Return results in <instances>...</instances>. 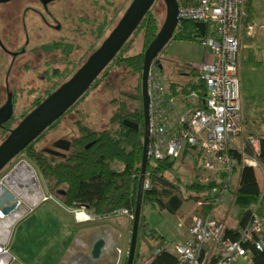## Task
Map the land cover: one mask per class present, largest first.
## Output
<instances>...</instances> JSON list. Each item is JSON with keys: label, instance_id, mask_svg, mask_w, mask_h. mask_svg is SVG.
Returning <instances> with one entry per match:
<instances>
[{"label": "trees", "instance_id": "1", "mask_svg": "<svg viewBox=\"0 0 264 264\" xmlns=\"http://www.w3.org/2000/svg\"><path fill=\"white\" fill-rule=\"evenodd\" d=\"M178 2L179 6H189L197 4L198 0H178ZM246 3L248 14L243 18L244 23L252 22L258 9L252 0H247ZM157 28V16L149 9L112 60L82 95V98L85 97L87 91L99 83L101 77L102 79L109 77L107 67L113 61L118 67L124 68L125 72L136 73L137 80L131 88H120L118 93L109 99L110 113L103 127L94 128L87 134L80 135L75 140L69 155L57 162L42 161L41 152L34 143L35 139L23 149L26 157L30 158L42 172L48 192L65 205L77 209L85 207L89 213L100 216L113 214L122 207L134 211L138 200L143 150L144 118L141 96L143 52ZM215 28V22L206 21L202 32L197 21L192 18H182L171 39L200 41L206 35L214 33ZM139 32L143 34L145 44L141 50H135L133 35ZM162 52H167L166 47L161 50ZM164 55L165 53L160 55L156 62L163 73L168 95L187 94L192 90L199 94L206 93L207 83L198 65L183 64L181 68L173 67L172 74L165 73ZM195 105L196 103H193L192 106ZM124 119L136 122L138 127L125 124ZM252 135L259 138L258 150H255L249 138L244 136L242 148L232 145L229 152L235 159L233 169L240 168V180L236 192L260 195L262 189L257 181L254 166L245 162L243 158L245 155H251L264 168V133ZM191 154L193 163H203L206 157L201 149L188 144L182 152L167 154L156 159L151 157L147 162L146 177L149 178V185L144 186L141 196L142 208L137 247L141 236L145 237L147 243L143 250L137 249L135 260L139 261L138 264H180L178 254L171 245L164 242L162 234L157 233L156 227L149 222L148 217L149 225L145 227V222L142 221L147 215L144 210L145 202L151 203L160 210L167 209L178 213L185 224L190 225L195 216H204L210 211L217 210L214 197L219 190L214 192L212 188L225 183L227 186L230 185V180L226 179L227 171L223 168L214 172V175L206 181L200 180L198 172L189 179L179 175L175 171L180 159L178 157ZM202 154L204 157L201 158ZM195 167L200 168L197 163ZM161 174L163 176L165 174L167 180L172 179L174 185L159 182L157 178ZM190 198L200 199L201 202L195 208L184 211L182 204ZM251 212L252 209H246L239 222L231 226L227 225L225 234L237 238L238 230L248 220ZM216 256L215 253L212 255L210 264L216 261ZM254 264H264V249L255 252Z\"/></svg>", "mask_w": 264, "mask_h": 264}, {"label": "built area", "instance_id": "2", "mask_svg": "<svg viewBox=\"0 0 264 264\" xmlns=\"http://www.w3.org/2000/svg\"><path fill=\"white\" fill-rule=\"evenodd\" d=\"M246 1L198 0L195 5L180 6L181 17L216 23L215 32L200 40L203 47L208 48L213 55L212 60L198 65L206 80L207 91L205 94L192 90L187 94L168 95L159 65L157 62L150 65V158L178 153L187 143L206 154L201 165L202 170L207 169L210 173L223 168L227 171L226 179L231 178L229 175L235 159L230 155L229 149L233 145V136L239 134L243 128L239 50L243 18L248 14ZM252 2L258 7L264 6V0ZM245 25L248 33H251L256 22ZM260 25L264 26V22ZM179 99L186 108L179 115V124L172 126L171 114ZM193 103L196 105L192 106ZM248 138L255 150H258L259 138L252 134H248ZM244 158L247 162L259 165L256 159L251 160V155H245ZM4 175L1 176L0 183L3 182ZM148 185L149 178L146 177L144 186ZM223 185L214 186V190L225 189ZM45 197L41 193L35 197V202L44 200ZM78 211L86 212L85 219L90 217L85 209ZM225 227V223L219 221L211 212L204 216H195L189 227V236L171 245L178 254L179 263L206 264L203 258L215 253L217 256L213 264H254L255 252L264 249V211L253 212L241 226L237 238L225 235ZM209 246H212L210 250Z\"/></svg>", "mask_w": 264, "mask_h": 264}, {"label": "rangeland", "instance_id": "3", "mask_svg": "<svg viewBox=\"0 0 264 264\" xmlns=\"http://www.w3.org/2000/svg\"><path fill=\"white\" fill-rule=\"evenodd\" d=\"M127 2H124L125 3L124 6L127 4ZM80 3H82L81 0ZM119 3L120 5L119 7L117 6V8L119 9L120 12V10L123 7V3L121 1ZM95 9L96 7L92 8L90 10V13L94 14ZM82 10H83L82 8L77 7V12H80ZM115 10L116 8L112 10L113 12H111V14L109 12V15H112V17H110L111 22L109 23V28H111V26H114L115 22H117L115 21V19L117 18V14L119 12ZM150 10L153 14L157 16V20H158L157 30H158L166 14V5L164 3V0H154L153 4L150 7ZM262 10L260 9L258 10L256 20L257 18L259 19V21H262L264 19ZM245 24H243L242 29L246 27ZM256 26L258 25H255V27ZM81 27L82 26L80 25L78 28ZM258 28L261 27H256V34L259 33L257 34V37L260 36V31L264 32V29L262 30ZM242 29H241V33H242ZM133 36H135V38H133V43H134L133 49L141 50L145 44L143 34L139 32L137 35L134 34ZM103 37L96 38L94 36L92 38L93 47L99 45ZM165 47L167 49V52H162L161 56L163 53H165L164 55L165 58L163 59L165 64L164 72L169 74L173 73V67L181 68V65L188 63L189 61H195V62L200 61L202 49H203V45L201 44L200 41L197 40L171 39L169 42H167ZM76 51H77L76 56H80V52L82 51V49L81 50L77 49ZM41 57L42 54L40 52L35 53L34 56L35 60L32 57V61L39 60ZM107 68L109 70L107 72L110 73L109 77L104 79H102L101 77L99 83L87 91L85 97L83 98L82 96L79 97L80 98V99L78 98L79 101H77L78 99L76 100L77 101L76 105H74L66 113L65 116H62L60 118L59 125L72 124V122H69V120L70 119L72 120L74 117L77 116V114L72 113L74 108L77 109V107H79V110L81 111L80 114L78 113V115L81 118V121L90 123V125L92 126H99V128L103 127L107 123L106 121L110 113L109 111L110 109L108 106L109 99L113 95H116L120 88H131L133 83L137 80V75L135 72L132 73L125 72L124 68L118 67L114 61L110 63ZM21 73L22 72L20 69L12 70V74L14 75L15 78H18V76H20ZM14 89L16 91V98H15L16 109L14 112V117L10 120L9 123L10 125L17 124L18 120L22 118L21 117L22 113L24 111H27L30 108V106L34 103L33 98H31V96L26 97L20 91L19 86L14 87ZM5 93H6L5 88L0 86V103L5 100L6 97ZM60 127L61 126H58V128ZM73 129L74 131L77 130L75 126L73 127ZM242 131L243 128L241 132ZM6 134L7 131L5 130V128L0 127V141L3 137L6 136ZM245 137H248V134H246ZM40 144L41 143L37 144V147H40L41 146ZM20 157L21 159H25L34 168L39 182V188L41 189V191L46 194H51L47 190L40 169L31 161L30 158L26 157V155L23 154ZM178 158L180 159H179V163H177L175 166V171L179 175H182L185 179H189L190 177H193L197 172L196 167L193 166V163L190 162L189 159H185L184 156H180ZM21 159H19L17 162H19ZM243 159L245 162H247L245 158ZM253 159L255 158L252 156L251 160L254 161ZM250 164H252L253 166L256 165L254 163H250ZM215 166L218 167L217 164ZM11 167H12L11 165L10 166L6 165L0 171V174L7 173ZM233 170L234 169L232 168L229 175L231 178H232ZM1 175H0V179H1ZM204 175H207V171L204 172ZM210 176L206 178V176L201 175L199 178L200 180L206 181L210 178ZM157 179L159 182L174 185L173 180L170 178L169 180H167L165 174L164 176L163 174L159 175ZM223 187L225 189L222 190V193L220 195L218 193L214 197L215 199L214 201L216 203L217 208L218 206H221L220 203L224 204L227 201V194L225 193L223 195V192L227 188H229L230 185L227 186L226 184L223 185ZM220 196H221V200H220ZM200 202H201L200 199L190 198L184 201V203L182 204V209L184 211H188L198 206ZM34 203L35 201L33 202L32 200H29L27 202L20 204V208L19 209L17 208L18 211L16 212L18 217L14 218V221L12 222L11 226L9 225L10 229L7 232L5 238L1 241V243L5 248L9 249L10 253H15L16 254V255L14 254L15 257L16 256L18 257L17 260L14 259L15 261H13L11 264H19V262H21L20 258L25 261L23 262V264H59L61 261V256L65 253V251L69 247L68 244L71 245L73 243V245H75L77 237H79L82 234V230L79 229L78 223L73 221L72 219L73 212H68V211L64 212L62 208L59 207L61 205H59L58 201L55 202V200L52 199L51 197H47V199L37 202L36 205ZM56 209L62 212L61 215H58ZM144 210L147 213V215L144 216L142 220L143 222H145V227L149 225L147 222V217H148L149 222L156 227L157 233L162 234V238L164 242H167L169 245H172L174 241L178 242L182 240L186 236V233L188 232L190 233V229H189L190 225H186L183 218L180 217L178 213H173L167 209L160 210L148 202L144 203ZM118 211H121L125 214L120 213V214H116L115 216L112 215L107 219H105V221H108L109 223H113V226L119 229H122V225H124L125 227L124 236L128 239L127 249H129V243H130L129 240L131 236V226H132V218L134 211L130 210V208L128 207H122L118 209ZM225 212L227 213V215H230L228 209H225ZM94 221H92L91 219L86 220L84 224L86 225V227H88L89 225L94 223ZM239 231L240 230H238V232ZM137 243H138V238H137ZM146 243L147 241L145 237L141 236L138 247L136 246V253H137V249L143 250L146 247ZM124 251H126V253L128 254V250H126V248H124ZM127 254L124 263L126 262ZM203 259L205 260L206 264L210 263L212 259V255ZM82 262L83 264H85L84 263L85 259H83ZM134 263L135 264L139 263V261L135 260V257L133 264Z\"/></svg>", "mask_w": 264, "mask_h": 264}, {"label": "flooded vegetation", "instance_id": "4", "mask_svg": "<svg viewBox=\"0 0 264 264\" xmlns=\"http://www.w3.org/2000/svg\"><path fill=\"white\" fill-rule=\"evenodd\" d=\"M81 1L82 3L80 0H0V86L4 87L6 92L5 100L0 105L7 100L9 93L13 105L12 116L0 125L1 128H5L7 134L16 125L9 124L16 109L14 87L19 86L26 97L33 98L34 103L22 113L23 117L85 61L98 46L92 45L94 36L100 38L108 34L113 27L109 28L112 17L109 12L111 14L114 8L119 12L117 6L119 7L121 1L123 10L117 14L115 21H118L131 0ZM124 2H127L125 6ZM77 7L83 10L77 12ZM95 7V13L91 14L90 10ZM80 25L82 27L78 28ZM77 49H82L80 56H76ZM38 52L42 57L32 61V57L35 60V53ZM160 55L161 51L156 59ZM16 69L22 72L18 78L12 74V70ZM77 101L69 108L76 105ZM80 112L79 107L74 108L72 113L77 116L69 120L72 124L59 125L58 120L46 127L34 138L35 140L33 139L36 146L41 143L37 148L41 152L42 161L48 163L65 159L80 135L99 128L81 121L78 115ZM74 126L76 131L73 129ZM23 149L6 165H16L21 159L20 156L25 155ZM39 201L41 199L36 201L35 205Z\"/></svg>", "mask_w": 264, "mask_h": 264}, {"label": "water", "instance_id": "5", "mask_svg": "<svg viewBox=\"0 0 264 264\" xmlns=\"http://www.w3.org/2000/svg\"><path fill=\"white\" fill-rule=\"evenodd\" d=\"M153 2L154 0H131L116 24L110 29L101 43L88 55L85 61L73 72V74L58 85L53 91L48 93L9 130L8 134L0 141V171L6 163L14 157V155L21 151L29 142L37 137L46 127L53 123L68 107L84 94L86 89L92 84L103 68L112 60L131 33H133ZM164 3L166 5L165 18L143 52L144 56L141 73L142 112L144 118L143 150L138 200L133 213L130 243L125 264H133L134 262L142 208L141 196L144 188L146 166L150 159L148 152L150 139L148 127L149 69L150 65L154 61H157L156 57L159 52L173 37L175 28L183 18L179 15L180 6L178 0H164ZM197 23L201 28V31L204 32V21H197ZM12 112L13 105L9 93L7 100L0 105V125L12 116ZM124 123L129 126L138 127L136 122L129 119H124ZM18 163L24 166L25 169L32 168L25 159H21ZM3 182L18 196H21L23 189H26V192L29 193L30 191L35 190L39 185L35 175L21 176L19 167L16 165L8 170L4 176ZM2 209H4L3 213L7 212L5 208ZM103 246L104 238L98 237L92 246L91 256L94 258L99 257ZM9 258L5 264H7Z\"/></svg>", "mask_w": 264, "mask_h": 264}, {"label": "crops", "instance_id": "6", "mask_svg": "<svg viewBox=\"0 0 264 264\" xmlns=\"http://www.w3.org/2000/svg\"><path fill=\"white\" fill-rule=\"evenodd\" d=\"M259 9H263L262 12L264 16V6L258 7L257 12ZM257 12L252 22H256V25H258L256 27H261L258 29L263 30L264 26L260 25V23L264 22V19L259 21L257 18L256 20ZM256 27L254 26L253 31L248 34L246 27H244L241 33V45L239 50V77L243 131L238 135H234L232 138V144L240 148H242L244 144V136L246 134L264 133V32L260 31V36L257 37V34L259 33L256 34ZM212 59L213 55L210 50L203 47L200 61H189L188 63H185L184 66L200 65ZM177 104V107L171 114V120L175 124L178 121L179 114L186 107L180 99ZM202 157H204V154L201 155V158ZM185 159H189L190 162H192V154L190 156H186ZM196 163L199 164V167H201L202 163ZM196 163H193V166H195ZM254 169L257 181L262 189L260 195L237 193L236 187L240 180V168L236 167L233 170L232 178L230 179V187L223 192V195L225 193L227 194V201L224 204L220 203L221 206H218L216 211L217 216L224 221L225 226H231L236 224V222H239L246 209H252L251 214L253 212L260 213L264 211V168L260 165H255ZM50 197L54 199L55 202L58 201L59 205H61L59 207H61L64 212H73L72 219L74 222L78 223L79 229L82 230V234L77 237L75 245H73V243L71 245L68 244L69 247L61 256L59 264H83V259H85V264H125L124 260L127 253L124 251V248L128 250V239L124 236L125 227L122 225V229H119L114 227L113 223L105 221L108 217L112 215L115 216L116 214L123 212L117 211L113 214L104 216L95 215L91 212V217L82 220L77 217L76 214L80 208H73L65 205L54 196ZM225 209L229 210L230 215H227ZM56 212H58V215H61L62 213L58 209H56ZM90 219L95 221L86 227L84 222ZM188 236L189 232L186 233V236L180 241H183ZM98 237L104 238V246L102 248L101 255L94 258L91 256V249ZM211 247L212 246H209V250ZM7 250L9 251V249ZM14 254L15 253H10V258L7 264H11L15 261L14 259L17 260L18 257H15L16 254ZM20 260L21 262H19V264H23V262H25L21 258Z\"/></svg>", "mask_w": 264, "mask_h": 264}, {"label": "bare ground", "instance_id": "7", "mask_svg": "<svg viewBox=\"0 0 264 264\" xmlns=\"http://www.w3.org/2000/svg\"><path fill=\"white\" fill-rule=\"evenodd\" d=\"M183 18H188V17H183ZM195 20V19H194ZM196 21V20H195ZM204 23L206 24V22L204 21ZM171 40V39H170ZM165 47V46H164ZM93 83V82H92ZM70 110V108L68 107L64 113L66 111ZM63 113V114H64ZM61 114L56 120H60V118L62 117ZM180 115V114H179ZM172 116V115H171ZM172 119V118H171ZM55 120V121H56ZM148 124H150V115H149V122ZM179 124V118H178V121L175 123L172 122L171 120V125L172 126H177ZM4 138V137H3ZM2 138V139H3ZM29 144V143H28ZM27 144V145H28ZM188 144L186 143L183 148L179 151V152H182V150L185 149V147L187 146ZM26 147V146H25ZM178 152V153H179ZM16 166L19 167V172L21 174V176L25 177V176H29V175H35L36 178H37V175H36V172L34 170V168H30V169H25L24 166H22L21 164L17 163ZM32 166V165H31ZM3 169V168H2ZM196 171L200 174V176H206V178L208 176H213L214 175V172H209V170L207 169H203L200 167V168H197ZM207 171V175H204V172ZM2 174V173H1ZM0 174V175H1ZM6 175V173H3ZM2 174V175H3ZM1 175V176H2ZM210 176V177H211ZM4 179V178H3ZM146 179V175H145V178L144 180ZM38 180V179H37ZM212 190L215 192L216 190H214V187L212 188ZM42 193L41 189L39 188V185L37 188H35V190L33 191H30L29 193L26 192V189H23L22 190V193H21V196H18L16 195L9 187H7L5 185L4 182H1L0 183V264H5V262L7 261V259L10 257V254H9V251L7 250V248H5L1 241L5 238V236L7 235V232L9 231L10 229V226L12 224V222L14 221V218L18 217L17 216V208L19 209L20 208V204L21 203H24V202H27L29 200H32L33 202L35 201L34 198L35 196H39L40 194ZM219 195L222 193V190L218 192ZM216 193V194H218ZM46 197L44 198L47 199L48 197V194L46 193H43ZM215 200V199H214ZM33 205V204H32ZM32 207V206H31ZM30 207V208H31ZM2 208H5V210L7 211L6 213H3V210ZM81 209V208H80ZM79 209V210H80ZM216 209H217V206H216ZM15 210V211H14ZM217 211V210H216ZM216 211L213 212V211H210L212 214H214L217 219L219 221H221L223 224H224V221L219 218L216 214ZM77 217H79L80 219H85L86 217V212L85 211H78L77 212ZM10 225V226H9ZM223 232L225 234V228H223ZM226 235V234H225ZM176 252V251H175ZM8 263V262H7Z\"/></svg>", "mask_w": 264, "mask_h": 264}, {"label": "clouds", "instance_id": "8", "mask_svg": "<svg viewBox=\"0 0 264 264\" xmlns=\"http://www.w3.org/2000/svg\"><path fill=\"white\" fill-rule=\"evenodd\" d=\"M81 209H84V208H81ZM81 209H80V210H81ZM85 210H86V209H85ZM86 211H87V210H86ZM87 212H88V211H87ZM90 214H91V213H90Z\"/></svg>", "mask_w": 264, "mask_h": 264}]
</instances>
